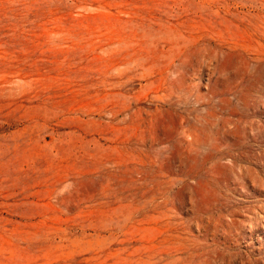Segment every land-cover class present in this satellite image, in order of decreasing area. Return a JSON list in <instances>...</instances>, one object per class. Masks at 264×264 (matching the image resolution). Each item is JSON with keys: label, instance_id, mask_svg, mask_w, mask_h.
I'll return each mask as SVG.
<instances>
[{"label": "rangeland", "instance_id": "1", "mask_svg": "<svg viewBox=\"0 0 264 264\" xmlns=\"http://www.w3.org/2000/svg\"><path fill=\"white\" fill-rule=\"evenodd\" d=\"M0 264H264V0H0Z\"/></svg>", "mask_w": 264, "mask_h": 264}]
</instances>
